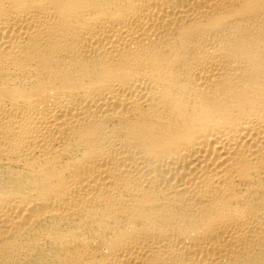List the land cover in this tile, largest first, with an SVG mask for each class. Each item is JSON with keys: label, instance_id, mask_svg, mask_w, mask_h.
I'll return each instance as SVG.
<instances>
[{"label": "bare ground", "instance_id": "obj_1", "mask_svg": "<svg viewBox=\"0 0 264 264\" xmlns=\"http://www.w3.org/2000/svg\"><path fill=\"white\" fill-rule=\"evenodd\" d=\"M0 264H264V0H0Z\"/></svg>", "mask_w": 264, "mask_h": 264}]
</instances>
